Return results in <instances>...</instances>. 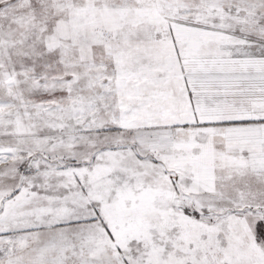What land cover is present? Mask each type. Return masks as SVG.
I'll return each instance as SVG.
<instances>
[{
    "label": "snow or ice",
    "instance_id": "1",
    "mask_svg": "<svg viewBox=\"0 0 264 264\" xmlns=\"http://www.w3.org/2000/svg\"><path fill=\"white\" fill-rule=\"evenodd\" d=\"M0 264H264V0H0Z\"/></svg>",
    "mask_w": 264,
    "mask_h": 264
}]
</instances>
